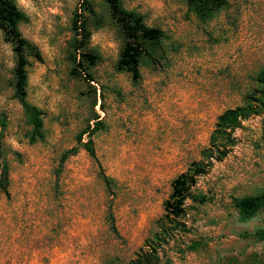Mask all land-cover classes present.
<instances>
[{"label":"rangeland","instance_id":"374dc122","mask_svg":"<svg viewBox=\"0 0 264 264\" xmlns=\"http://www.w3.org/2000/svg\"><path fill=\"white\" fill-rule=\"evenodd\" d=\"M79 1L15 0L27 18L19 30L43 57L28 68L27 97L43 112L41 142H28L11 88L14 55L0 32V143L20 155L6 154L0 264H140L148 245L158 264H264V241L242 237L264 228V207L242 220L232 200L264 188V113L242 121L224 158L197 177L191 194L206 201L187 199L177 225L166 226L165 236L159 230L172 180L202 159L217 117L255 86L264 66V0H227L206 22L186 0H121L164 34L162 56L142 61L137 84L115 70L122 40L103 0H91L103 21L96 27L88 19V47L100 55L93 88L68 75ZM83 131L96 159L79 147L60 167ZM100 169L115 182L111 191Z\"/></svg>","mask_w":264,"mask_h":264},{"label":"trees","instance_id":"16d2710c","mask_svg":"<svg viewBox=\"0 0 264 264\" xmlns=\"http://www.w3.org/2000/svg\"><path fill=\"white\" fill-rule=\"evenodd\" d=\"M107 7L110 20L118 30L122 40L119 59L116 63L117 72L128 73L133 84L141 79L140 66L142 61H153L162 56L161 42L164 38L159 28L148 27L144 18L134 12L125 9L121 0H103ZM188 9L201 22L213 19L224 7L228 5L227 0H186ZM88 19L101 27L102 19L96 12L91 0H80L75 9L71 23V40L68 44L66 59L69 62L68 75L73 79H83L88 85L94 81L91 70L100 61V55L89 49V42L92 36ZM27 20L24 13L17 7L15 0H0V32L6 43L11 45L14 55V66L12 69L11 88L13 97L17 100L23 110L25 123L28 126L27 138L30 144L41 142L45 138L43 112L28 100V68L32 62L42 63L43 57L38 47L25 39L19 25ZM255 84L250 94L246 95L242 105L230 108L222 112L216 120L215 129L210 137L209 148L202 151V159L193 163L185 172L175 177L171 182V192L163 204L164 217L159 224L162 236L166 235L165 227L174 228L177 219L185 214L184 203L187 199L194 202L204 203L206 197L194 196L191 194V187L196 183L198 176L206 172L207 167L212 163L210 160L220 161L226 154L225 144L230 139V133L240 127L241 122L251 116H258L264 113V66L252 77ZM0 115V126L5 127ZM98 123V121H97ZM2 132V131H1ZM87 131L77 136V147L65 151L59 159L60 167L71 155L77 153L81 147L88 155L96 159L95 150L91 138L82 142L81 137ZM20 155L4 148L0 143V193L9 195V165L6 154ZM60 169L56 170L57 181ZM101 179L108 191L115 187L112 178L105 175L100 169ZM233 206L242 220L254 217L264 207V188L253 195L233 198ZM110 226L114 233L112 214H109ZM243 238H253L258 242L264 241V228H258L252 233H243ZM158 236H156V239ZM149 251L138 254L140 264H158L155 249L148 245Z\"/></svg>","mask_w":264,"mask_h":264}]
</instances>
